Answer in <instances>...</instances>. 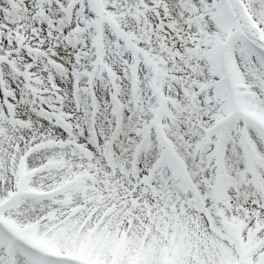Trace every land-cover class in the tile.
I'll list each match as a JSON object with an SVG mask.
<instances>
[{"label":"snow or ice","instance_id":"6c2138e0","mask_svg":"<svg viewBox=\"0 0 264 264\" xmlns=\"http://www.w3.org/2000/svg\"><path fill=\"white\" fill-rule=\"evenodd\" d=\"M0 264H264V0H0Z\"/></svg>","mask_w":264,"mask_h":264}]
</instances>
